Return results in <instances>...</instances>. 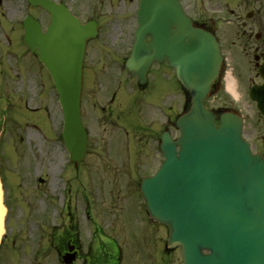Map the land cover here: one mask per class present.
Returning a JSON list of instances; mask_svg holds the SVG:
<instances>
[{
    "label": "water",
    "instance_id": "water-1",
    "mask_svg": "<svg viewBox=\"0 0 264 264\" xmlns=\"http://www.w3.org/2000/svg\"><path fill=\"white\" fill-rule=\"evenodd\" d=\"M27 1L51 17L44 33L27 18L24 41L53 80L65 118L63 138L76 162L86 140L82 64L96 24L80 23L51 0ZM136 20L128 71L145 84L151 63L166 59L190 94L189 111L177 120L180 137L172 141L164 133L165 161L142 183L150 217L168 227L167 246L182 247L183 264H264V163L241 140L240 118L222 114L216 126L215 115L203 105L220 64L214 37L192 25L178 0H139ZM5 214L0 181V241Z\"/></svg>",
    "mask_w": 264,
    "mask_h": 264
},
{
    "label": "rangeland",
    "instance_id": "rangeland-1",
    "mask_svg": "<svg viewBox=\"0 0 264 264\" xmlns=\"http://www.w3.org/2000/svg\"><path fill=\"white\" fill-rule=\"evenodd\" d=\"M60 1L64 2L82 21L93 19L98 23L100 34L97 40L90 42L87 48L85 67L96 71L104 66L103 69H106L110 78L118 77L117 82H120L122 89L124 88V94L119 97L116 104L122 106L120 102H124L125 99L128 100L125 107L134 109L132 111V116H134L131 118L132 121L141 124L145 121V126L149 123H152V125L158 124L167 111L166 107L171 105L172 100L178 99V97L179 111L181 110L184 96L183 94L180 95V91H177L179 87L174 80L162 78L158 76L156 70H153L148 76L149 85L147 90L138 93L133 91L135 86L133 82H127L126 77L120 75L116 64L112 68L106 59L110 57L112 60L116 59L112 51L119 52L118 56L125 54L129 44L132 43L136 26L135 9L137 0ZM22 5L25 6V3L22 0H17L18 8L8 12L0 6V24L16 25L18 21L20 23L23 14L27 11V8L23 7L22 9ZM33 14L43 27L48 23V15L41 9L33 10ZM12 37L15 48L13 46L11 48L7 47L3 37H0V148L3 153V168L4 170H13V172H7L8 196H14L19 201L17 204L28 207H31V200L37 212L43 213V206L37 199L53 198L50 191H53L56 187L60 188L63 181H65L59 179L60 171H58L66 170L65 166L67 164L66 152L59 137L61 113L57 94L49 75L42 67L32 61L30 54H27L28 51L24 53V47L18 44L20 32H13ZM97 73H99L98 78L102 79V70ZM88 76H84V81L87 84L82 93L81 105L84 125L88 130L89 145L84 158L80 161L81 165L78 168L68 167L67 170H70V173H74L71 170H83L81 175L83 174L85 180H87L88 170H95L100 176L108 178L101 182L104 188H101L99 198L101 203L107 206L108 209L111 207L112 219L114 214L118 213L119 206L127 207V197L129 199H131L130 197L135 198L134 189L130 192L129 187L127 188L130 175H124L123 173H127L126 170H132L133 179L137 176L142 178L147 171H153L156 164L154 160L157 156L152 154L148 146H143V142L140 143L139 139L142 136L145 137V133L139 126L138 134L135 135L134 140L136 139L140 146L138 142L131 143V149L137 153L142 146V150L137 154L127 153L126 144H129V141L126 137L135 132L125 127L121 131L120 122L111 125L109 121H112V119L109 116L106 117L105 112L107 111L99 110L100 106L106 104L104 103L106 90L101 87L96 89L97 75L94 81L91 74H88ZM217 102L219 100L216 97L208 104L211 106L217 104ZM120 109L122 108H114L113 106L114 113ZM253 112V110L240 112L246 118L245 135L257 146H264V134L259 129L261 126L255 122ZM138 116L141 118L140 120ZM113 117L115 116L113 115ZM28 129L33 130L37 138L28 140ZM171 132L178 135V131L175 129H172ZM129 139L133 140V137L130 135ZM114 148H116L115 151L118 156L113 153ZM140 154H142V157H140ZM150 166L151 168L148 170ZM16 170L32 171L28 173V180L23 183L22 179H18ZM33 170H37V173H34ZM112 170H119L122 174L118 173L117 177H114ZM133 170L137 171L134 172ZM37 178H44L45 183L38 185ZM88 180L93 182L95 179L90 176ZM15 183L17 184L15 185ZM89 186L91 184H87L88 193L90 191ZM84 187H86V183H84ZM128 202L131 203L130 200ZM136 202L139 203L138 196ZM130 209H132V205ZM52 219V215L48 217L49 222ZM109 228L110 230L107 229L108 233L116 238L115 240L120 245L126 248L139 245L137 243L138 236L128 234V226L123 225L120 228L115 221H112ZM149 228L152 231L150 236L156 238L158 243L166 240L167 230L165 227L152 225ZM35 230L33 226L30 230H26L29 231L30 241L33 240L32 232ZM85 236L86 234H84ZM161 262L162 264H182L181 249L177 247L171 249L168 254L163 256Z\"/></svg>",
    "mask_w": 264,
    "mask_h": 264
},
{
    "label": "flooded vegetation",
    "instance_id": "flooded-vegetation-1",
    "mask_svg": "<svg viewBox=\"0 0 264 264\" xmlns=\"http://www.w3.org/2000/svg\"><path fill=\"white\" fill-rule=\"evenodd\" d=\"M180 3L195 26L213 33L216 37L224 58L223 69L228 65L235 78V91L241 100L233 102L227 97L225 99L220 97L218 107L254 108L256 122L262 124L264 128V115L258 110L261 103L264 104V0H180ZM0 4H5L2 7L7 12L18 8L17 0H0ZM2 31L3 28L0 34H3ZM7 36L8 34L4 33V37ZM153 70H156L158 76L162 78L169 80L174 78V70L165 61L154 64L150 72ZM105 88H108L107 84ZM251 88H255V101L249 100ZM146 89V87L142 88L139 92ZM221 93V81H219L214 96ZM116 98V93H113L111 101L100 106V109L112 115L111 105ZM167 108L173 122L175 109L173 106ZM126 115V124L133 132L138 126L144 129L153 126L152 123L144 126L132 121L131 118L134 116L131 110H127ZM143 123L145 124V121ZM159 125L162 127V123L157 127ZM157 132L158 129H155L149 134L150 129L146 135L154 137L153 134ZM8 171L13 172V170H4L3 154L0 152V177L6 189L9 185ZM31 171L16 170V175L24 183L28 180V173ZM71 171L74 173H70V170L66 171L65 181L60 188L56 187L50 191L53 198L37 199L43 206V213L37 212L31 200V207L19 205L17 204L19 201L14 196L9 197L6 192V232L0 244V264H134L129 262L130 249L121 248L108 230L111 222L115 221L120 228L123 225L128 226L130 236L144 235L143 223L141 230L132 224L143 221L136 200L127 197V207L119 206L118 213L111 219L113 215L111 207L108 209L99 198L100 190L104 188L100 182L108 178L100 176L95 170H88L87 180L90 176L95 179L93 182L88 180L91 184L88 193L84 187L85 179L83 174L81 175L83 170ZM33 172L37 173V170ZM112 172L114 177H117L118 173L122 174L119 170ZM123 174L130 175L127 188L129 187L131 192L136 184L131 181L129 170ZM36 182L41 185L45 183V179L37 178ZM131 205L132 209H130ZM51 215L53 219L49 222L48 217ZM103 224L108 228L107 232L104 231ZM32 226L36 230L32 232L33 240L30 241L29 231L26 230H30Z\"/></svg>",
    "mask_w": 264,
    "mask_h": 264
},
{
    "label": "bare ground",
    "instance_id": "bare-ground-1",
    "mask_svg": "<svg viewBox=\"0 0 264 264\" xmlns=\"http://www.w3.org/2000/svg\"><path fill=\"white\" fill-rule=\"evenodd\" d=\"M228 90H230V92L234 93L233 90L231 89V87H228ZM27 138H28V140H30L31 138H33V139L37 138L36 133L33 130L28 129L27 130Z\"/></svg>",
    "mask_w": 264,
    "mask_h": 264
}]
</instances>
